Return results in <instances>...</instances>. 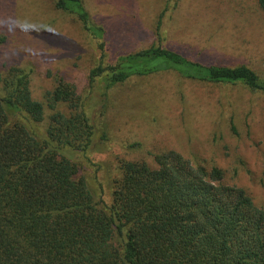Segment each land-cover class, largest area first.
<instances>
[{"label":"trees","instance_id":"obj_1","mask_svg":"<svg viewBox=\"0 0 264 264\" xmlns=\"http://www.w3.org/2000/svg\"><path fill=\"white\" fill-rule=\"evenodd\" d=\"M168 1L154 43L113 58L107 30L84 0H53L96 45L88 74L94 104L68 80L66 69L83 58H48L44 101L34 97L33 70H0V264H264V206L228 183L222 168L167 150L152 154L153 164L120 161L113 186L100 183L98 191L74 160L110 141L111 91L133 80L172 75L264 92L247 64L205 62L166 47L163 19L179 0ZM258 4L264 12V0ZM232 123L236 131L235 116Z\"/></svg>","mask_w":264,"mask_h":264},{"label":"rangeland","instance_id":"obj_2","mask_svg":"<svg viewBox=\"0 0 264 264\" xmlns=\"http://www.w3.org/2000/svg\"><path fill=\"white\" fill-rule=\"evenodd\" d=\"M84 2L94 21L105 26L113 58L151 46L157 17L172 6L168 0ZM162 35L166 47L185 57L247 64L264 80V12L258 0H179L163 19ZM97 55L88 34L58 12L53 0H0V70L13 65L33 70L39 101L52 85L48 58H83L66 69L68 80L86 103L98 102L88 78ZM106 120L110 141L74 156L98 191L100 183L113 186L120 161L153 164L152 154L176 150L193 163L222 168L228 183L236 182L264 206V92L209 87L172 75L133 80L111 91ZM231 169L239 171L236 177Z\"/></svg>","mask_w":264,"mask_h":264}]
</instances>
